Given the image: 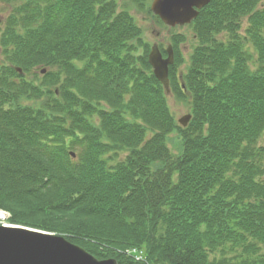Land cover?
Listing matches in <instances>:
<instances>
[{
  "label": "trees",
  "instance_id": "trees-1",
  "mask_svg": "<svg viewBox=\"0 0 264 264\" xmlns=\"http://www.w3.org/2000/svg\"><path fill=\"white\" fill-rule=\"evenodd\" d=\"M28 1L18 12L22 32L12 15L3 38L17 53L4 73L18 85L3 81L0 90V207L12 212L10 222L70 234L119 264H144L125 252L133 247L144 250L145 264H264V181L255 160L264 137L262 0H212L191 24L197 45L188 66L177 71L185 61L176 53L169 75L172 93L190 104L186 128L169 112L129 10L116 15L115 1ZM133 1L143 8L146 0ZM183 40L173 41L176 51ZM246 41L258 52L257 70ZM33 60L48 69L38 85L23 75ZM18 97L30 103L16 104ZM175 129L177 155L167 145ZM113 150L128 155L108 168ZM218 249L221 259L212 258Z\"/></svg>",
  "mask_w": 264,
  "mask_h": 264
},
{
  "label": "rangeland",
  "instance_id": "rangeland-1",
  "mask_svg": "<svg viewBox=\"0 0 264 264\" xmlns=\"http://www.w3.org/2000/svg\"><path fill=\"white\" fill-rule=\"evenodd\" d=\"M101 1H102V5H104L107 1H115L116 2L115 3L116 4V13H115L116 15L121 13L124 10H129L134 17V20H135L137 26H139L142 29L140 36L137 37L138 40H140L141 42H144V43H148L150 48L155 43H157L160 46V48H167L170 43L173 44V41H175L176 38L183 37L184 40L179 44V50L178 51L175 50V54L177 53L179 55L180 59L182 60L181 63H183L184 61L185 62L181 66L179 65V67L177 68V71L178 72L181 70L184 71V69L188 66L187 63L189 61V57L193 52L194 46L197 45V40L195 39L194 30H193L192 26L182 25V26H177V27H170L167 25H159L158 23H156L154 21V19L151 18V14L148 13V10H146V5L150 6L152 0H146L144 2L145 6H143V8L137 7L133 0H101ZM27 4H29L28 0H0V90H3L2 88L4 85L1 84L3 81L18 85L16 83L17 81L15 79H11L8 76V74L4 73L5 68H3V66L12 65L13 61H12L11 57L17 56V53L14 54V47L13 46H7V44H6V42H4L3 38H4L5 31L9 30V28H10V30H12V27L10 26V17L12 15H14V16L16 15V18H19L17 21L19 23L16 27L14 26L15 27L14 30L17 33L22 32L23 23H25L24 22V15L19 14L18 12L24 10L25 6ZM262 4H264V0L261 1V3L259 4V7ZM31 5H32V6H30L31 9H29L30 11L35 9L36 3H33ZM30 20H32V18H30ZM15 25H16V23H15ZM249 25H250L249 20H248V17L246 16L242 20V28L240 30V34L242 36L246 35V29L249 27ZM262 32L264 34V28L262 29ZM23 34H25V33L23 32ZM65 35L68 36V35H70V33H68V31H67ZM219 37L221 39L226 40L228 38V34L222 33V34H220ZM7 39L9 40V34H7ZM51 42H53L52 45L53 44L55 45L56 41L52 40ZM245 49L247 50L248 54L251 55V58L249 60V65H250L251 69L257 70L259 67V62L257 61L258 52L255 50L254 46L249 41L245 42ZM143 51H144V47L142 46V48H140L139 52L142 53ZM176 58H177V55H176ZM75 63H77V65L81 66V62L78 60H75ZM31 65H33V66L29 69H26V71L23 72V75L26 79H28L30 81H34L35 82L34 84L37 83L36 85H38L39 82L42 81L43 76L48 72V69L45 66H43V67L40 66V64L37 65V63L34 62V60L31 62ZM38 66H40V67H38ZM53 71H55V69H52V72ZM62 80H63V77H60V83L62 82ZM56 85L58 86L59 84H55V85L53 84V86H54L53 89L56 88ZM15 103L16 104H22V103L28 104V103H30V101L27 100L25 97H21V98L18 97L15 99ZM36 104L41 105L42 101L39 100L38 102H36ZM94 104H95V106L100 107V108H102V106H103L101 101L95 102ZM167 105H168L169 110H170L169 112H170L171 116L173 117V119L175 120V123L177 125H179L178 119L185 116L186 114H188L190 112V104H189L188 100L181 99V98L177 97L176 94H173V93H171L167 96ZM4 107H5V109H8L10 107V101L6 102L4 104ZM66 113H67L66 111L65 112L63 110L61 111V114L63 116H66L67 115ZM126 115H129V114H126ZM130 118L134 119L131 116H130ZM134 120H138V123L146 129V138L151 137L152 132H153L152 129L150 127H148L143 120H140V119H134ZM69 121L71 122L70 119H69ZM180 136H181L180 133L177 132L176 129L173 130L172 132H170L167 136V145L171 149V152L173 154H176V155L180 152V148H181L180 145H182V140L180 141V138H181ZM263 147H264V137L261 138L260 141L257 143L256 154H255V160L259 164L261 171H263V174L259 175L260 178L262 179L261 181H264V148ZM74 150L76 152L80 151V153H82L81 147H76ZM127 155H128V152H126V151H122V152L120 151L118 153V151L113 150V151L108 152L104 156V159L107 162V167L113 168L114 166L117 165L118 161L125 160ZM58 159L60 160L61 163L64 164L65 167H67L64 158L60 157ZM0 211L5 214V216L0 219V224L24 226L22 224H13L12 222H10V220L13 218V216H12L13 214L11 211L5 210L1 207H0ZM25 227H27V226H25ZM29 228H31V227H29ZM33 229H37V228H33ZM38 230H40V229H38ZM55 234L64 235V236L70 235V234L68 235L67 233H62V234L55 233ZM85 240H87V239H85ZM104 245H105L104 246L105 250H108L107 247H110V244H108V245L104 244ZM257 248L259 249L258 254L264 255V242H259L257 245ZM241 251H242V249L239 248L236 251L228 252V253H231V255L234 256L235 254L239 255ZM215 256H217L219 259H221L222 249L216 250V254L211 255L212 258ZM131 259H133L134 261H137L133 257ZM123 264H125V263H123Z\"/></svg>",
  "mask_w": 264,
  "mask_h": 264
},
{
  "label": "water",
  "instance_id": "water-1",
  "mask_svg": "<svg viewBox=\"0 0 264 264\" xmlns=\"http://www.w3.org/2000/svg\"><path fill=\"white\" fill-rule=\"evenodd\" d=\"M211 0H154L152 10L170 26L191 23ZM168 58L154 45L149 61L154 74L169 91V65L174 62L173 49ZM191 115L180 119L187 126ZM0 264H118L116 259L100 260L64 235L25 226L0 224Z\"/></svg>",
  "mask_w": 264,
  "mask_h": 264
},
{
  "label": "bare ground",
  "instance_id": "bare-ground-1",
  "mask_svg": "<svg viewBox=\"0 0 264 264\" xmlns=\"http://www.w3.org/2000/svg\"><path fill=\"white\" fill-rule=\"evenodd\" d=\"M4 216H5V214L0 211V219L3 218Z\"/></svg>",
  "mask_w": 264,
  "mask_h": 264
}]
</instances>
